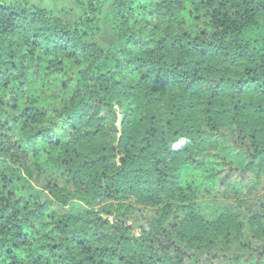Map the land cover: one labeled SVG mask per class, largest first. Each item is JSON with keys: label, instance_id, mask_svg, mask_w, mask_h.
I'll use <instances>...</instances> for the list:
<instances>
[{"label": "trees", "instance_id": "1", "mask_svg": "<svg viewBox=\"0 0 264 264\" xmlns=\"http://www.w3.org/2000/svg\"><path fill=\"white\" fill-rule=\"evenodd\" d=\"M73 5L0 0V264H264V0Z\"/></svg>", "mask_w": 264, "mask_h": 264}, {"label": "rangeland", "instance_id": "2", "mask_svg": "<svg viewBox=\"0 0 264 264\" xmlns=\"http://www.w3.org/2000/svg\"><path fill=\"white\" fill-rule=\"evenodd\" d=\"M8 1H12V0H8ZM30 1L33 2L34 4H38V5L40 4L44 7H47L57 12H65L70 7L74 6L73 0H30ZM80 13L81 11L75 9V12H74L75 16L79 15ZM112 40H113V35L111 31L106 29V31L94 41L99 43L102 46H107L108 44L111 43ZM86 209H87L86 204L79 197H75L70 203V205L67 207H57L56 206V210L60 213H65L67 211H73V212L80 213V212H84Z\"/></svg>", "mask_w": 264, "mask_h": 264}]
</instances>
